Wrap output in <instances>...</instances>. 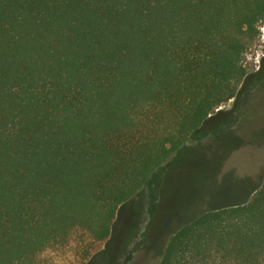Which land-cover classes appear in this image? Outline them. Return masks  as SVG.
I'll return each instance as SVG.
<instances>
[{"label":"trees","instance_id":"obj_1","mask_svg":"<svg viewBox=\"0 0 264 264\" xmlns=\"http://www.w3.org/2000/svg\"><path fill=\"white\" fill-rule=\"evenodd\" d=\"M263 26L264 0H0V264H87L163 169L216 160L187 144ZM158 264H264V182L181 226Z\"/></svg>","mask_w":264,"mask_h":264},{"label":"rangeland","instance_id":"obj_2","mask_svg":"<svg viewBox=\"0 0 264 264\" xmlns=\"http://www.w3.org/2000/svg\"><path fill=\"white\" fill-rule=\"evenodd\" d=\"M243 63L247 75L236 96L217 109L187 144L188 149L221 146L217 159L208 161L205 151L198 150L191 153L193 157L186 155L192 158L189 169L184 165L170 172L163 169L159 178L167 176L164 191L160 190L161 181H153L147 190L123 204L108 242L87 264H158L169 237L179 226L208 206L247 201L262 186L264 26ZM162 205H167L168 213L176 214L177 220L159 223Z\"/></svg>","mask_w":264,"mask_h":264},{"label":"water","instance_id":"obj_3","mask_svg":"<svg viewBox=\"0 0 264 264\" xmlns=\"http://www.w3.org/2000/svg\"><path fill=\"white\" fill-rule=\"evenodd\" d=\"M181 226H182V225H181ZM181 226H179V227L176 229V231H177ZM176 231H175V232H176Z\"/></svg>","mask_w":264,"mask_h":264}]
</instances>
